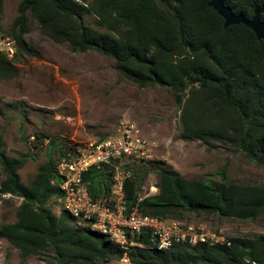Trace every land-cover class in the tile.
<instances>
[{"label":"trees","instance_id":"obj_1","mask_svg":"<svg viewBox=\"0 0 264 264\" xmlns=\"http://www.w3.org/2000/svg\"><path fill=\"white\" fill-rule=\"evenodd\" d=\"M221 1L247 20L259 11L264 22V0ZM209 2L21 0L7 31L16 52L11 60L0 52V81L15 77L20 54L32 55L23 41L32 19L51 42L112 59L115 70L138 88L168 89L180 108L183 141L227 145L264 167V41L243 25L224 28ZM85 17H93L95 27L85 24ZM46 138L35 135L32 148L40 151ZM63 145L49 140L44 163L26 185L18 171L30 155L9 157L0 142V196L21 201L15 222L1 226L0 238L22 258L50 253L57 264H108L126 253L131 264H264V235L227 238L215 245L174 244L158 251L150 234L142 232L127 235L135 245L124 251L106 236L75 226L66 213L55 216L49 203L57 204L61 196L56 165L71 148ZM147 164L151 166L125 165L130 173L123 181L127 211L136 207L159 221L203 214L253 222L264 215V185L226 183L222 172L220 182L187 180L163 161ZM114 171L103 164L84 174L91 200L109 197ZM149 173H155L157 193L141 197Z\"/></svg>","mask_w":264,"mask_h":264},{"label":"rangeland","instance_id":"obj_2","mask_svg":"<svg viewBox=\"0 0 264 264\" xmlns=\"http://www.w3.org/2000/svg\"><path fill=\"white\" fill-rule=\"evenodd\" d=\"M21 0H2L0 33L7 34L17 16ZM93 17L84 23L95 27ZM30 32L23 37L32 51L20 54L15 61L17 73L0 81V142L9 157L30 155L18 171L23 184H29L45 161L50 139L58 144L85 143L112 134L122 121L133 123L147 145L149 160L125 161L120 169L141 167L149 161H163L173 172L187 180L220 182L240 186L264 185V167L250 161L236 149L220 143L206 145L201 141L180 138V108L166 88H138L114 68V61L96 52L75 53L66 44H55L44 37L35 21L30 19ZM16 52V51H15ZM15 55V54H14ZM35 135L45 136L41 150L32 148ZM57 156L54 154L53 160ZM215 174V175H214ZM3 177V176H2ZM155 173L143 181L140 196L157 193ZM20 200L0 196V228L15 222ZM59 216V203H49ZM175 222L183 229L191 227L205 235L220 238H249L264 235V215L256 221H238L216 216L189 214ZM0 264H57L50 253L22 258L20 251L0 238ZM108 264H127L113 261Z\"/></svg>","mask_w":264,"mask_h":264},{"label":"built area","instance_id":"obj_3","mask_svg":"<svg viewBox=\"0 0 264 264\" xmlns=\"http://www.w3.org/2000/svg\"><path fill=\"white\" fill-rule=\"evenodd\" d=\"M15 51L14 41L0 33V52L11 60ZM70 147L56 165V173L61 180L58 185L61 196L56 201L61 211L72 217L75 226L106 236L124 251L135 245L128 241L127 235L137 236L142 232L150 234L158 251L167 250L174 244L215 245L226 241L217 233L209 236L195 232L191 227L183 229L175 222L143 216L136 207L127 211L123 191L127 174L120 169V165L125 161L149 160L147 145L133 123L122 121L107 137L81 144L73 143ZM103 164L114 167L113 183L107 199L93 201L83 176L89 169ZM121 260L131 264L126 253Z\"/></svg>","mask_w":264,"mask_h":264},{"label":"water","instance_id":"obj_4","mask_svg":"<svg viewBox=\"0 0 264 264\" xmlns=\"http://www.w3.org/2000/svg\"><path fill=\"white\" fill-rule=\"evenodd\" d=\"M209 7L222 18L224 28L243 25L254 33L257 40L264 41V22L260 20L259 11H255L253 17L247 20L241 15H234L221 0H210Z\"/></svg>","mask_w":264,"mask_h":264}]
</instances>
